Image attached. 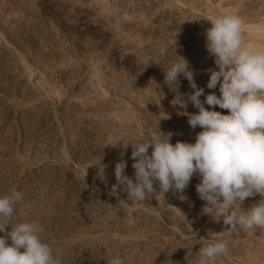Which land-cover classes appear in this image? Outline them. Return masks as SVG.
<instances>
[{"label": "rangeland", "instance_id": "obj_1", "mask_svg": "<svg viewBox=\"0 0 264 264\" xmlns=\"http://www.w3.org/2000/svg\"><path fill=\"white\" fill-rule=\"evenodd\" d=\"M25 1H27V2H25ZM66 1H67V7H69V9H66V10L67 11L69 10V13L66 11L67 14L65 12V13L61 14L62 17H60V15H57L56 12H54L52 10L50 11V9H48L46 7H43L42 4H40V2L38 0H0V19H1L0 20V196L8 194L12 190L20 191L23 194V199L20 201L21 204L16 203L15 206H14V216H13V219H12L11 223L13 225L16 224V223L25 222V221H34V222L39 223L40 222V217L42 215L43 216L45 215L44 217H46V220H48V221L45 220L46 222L44 221V222H40L39 223L42 227H44L43 228L44 231L41 233V238H42L43 241L49 243V245L53 248L54 253L58 254L57 255V259L60 260L61 264H103V257H102L103 254H101L102 252L100 250H98L97 248H94V246L91 247L90 245L86 244L83 240L78 241V243H75L72 246H67L64 242H65V239H66L65 236H67L69 234V229H67L66 227L58 228L61 225L59 223H57L56 219H54V216H55L56 212L54 210H52V209H48L47 211L45 210L44 212L42 211V212H40V213H42L40 215H38V213L35 212V210L37 208H39V207L41 208V207L45 206V203H46L45 200L46 201H49V200H66L68 203H71L70 207L72 208V211L75 212V214H73V215H75L74 219H76L77 221H79V219H80V222L82 220H87V218H89V215H91V213L94 216L99 214L98 217L96 216V219H97V222L99 223L98 227L101 230V232L103 233V232H106V231H110L109 228L111 227L112 228L111 232L114 231V233H115V235L117 237H121V238L129 241V244L125 245L124 246L125 248L123 247L124 252L125 253L126 252L129 253L131 247L135 248V251L137 252V255L142 260H144L147 264H161L162 261L164 263H168V264H183L184 261H186L185 260V256H186V253L189 252V250L193 254V256L190 257L189 259H192V258H194V255L199 251V248H200L201 245H207L208 243H210L211 241L214 240L213 237H215L216 240H218V238L221 237V236H226L227 238L229 237L230 240H233L232 241L233 243L229 242V245H228L229 249H228L227 254H225V255H223L221 257H218L215 260L214 264H226V263L227 264H259V263L260 264H262V263L264 264V254H263L264 253V229L256 228V229L247 230V231L246 230H238L236 232L229 233L228 231H226V227L227 226L223 225L222 220H221V222L217 221L218 218L215 217L213 212H211L212 211L211 209L205 208L206 202L201 200L199 197L193 198L191 200V202H189L188 205L184 206V205H182V204H180L178 202L177 193L174 194L173 191L170 190L167 193H163V192L159 193V196L161 197L160 198V202H158V203L154 202L155 204H153V201L148 199V200H145L146 202H144V204H143V201H138L137 202L135 199H133L131 197H127V194L122 193V192L121 193L118 192V190H117V194H115V195L112 194L111 190H112V186L115 185V182L110 181L107 178H104L103 181L99 179L98 173L95 170L98 165L99 166H101V165L105 166L104 164H107L108 166L107 167L105 166V168H108V167H110L109 169H114L115 168L114 165H112L110 162H108V160H106V154H107V151L109 149H114L116 146L111 143L112 136H110V135L113 134L111 132V130L113 129V127L111 125L112 123L109 122V121L107 122L106 119L103 120L102 117H99L97 115V113L95 112L96 108L94 109V111H92L94 105L95 106H101V104L103 105V103L101 102V98H99L100 95L99 94H95V93L94 94L90 93L91 96L89 97L90 94H87V93L84 92L83 94H85V95H83L82 91H80V92L78 91V93H76L77 90L72 88L73 87L72 85L78 79V78H76V76H78L77 74L81 71V68L84 67V64H89V63L92 62L91 64H95V63L97 64L98 63L97 65L99 67L100 66L101 67L102 66L103 67H107V69H108L107 73H109V74H111V76L112 75L113 76L111 77L108 74L110 77L107 76L106 80L103 79V83L105 84L106 82L108 83L110 81V84H111L112 87L114 86L113 84H115V86H118L117 88L119 89L120 92H118L117 88L115 89V87H113L107 93L110 94L111 92H113L111 90L114 89L116 92L114 91V93H111V94H115L117 96V93H118L119 96H117V97H119L120 101H122L120 103H122V104H126L127 103L128 105L133 104V103H137V104H139V106L140 105H142V106H145V105L151 106L152 105L151 106L152 107L151 110L155 109V110H153L154 112H158V111L161 110V113H163L162 115H164L163 116L164 118H166V119L168 118L167 120L175 122L176 126H177V123H178L177 128L180 130V132L184 133L183 130L186 128L185 134L188 135V137L191 140L190 142L189 141L188 142L191 143L192 140L195 142V138L196 137L193 134L196 135L198 132L201 131V129L199 127H197L196 129H192L190 127V125L188 124V117L185 115L186 116V118H185L184 115L178 114V112H180V111L183 112L184 110L182 111V109H179L178 106L174 107L171 104L170 101H172L175 98L176 93H174L170 89L166 90V88H168V86L166 84L163 87L166 91L164 90L163 93H159L160 95H158V93H156L155 88H154V90L152 89V86L151 87L146 86L147 88H143V87L141 88V86L139 87V85H141V84H139V82L141 81V77H140L141 75L140 76H135V74L131 70V68H130L128 63H122L124 66L121 65L123 68L121 66H119L121 69L118 66H115V65H111L109 67L110 64L108 65V63H107L109 61V55H108L109 54V50H108V48L104 49V50H101L102 52L101 51L90 52V54H88L87 57H84V56L82 57L83 54H81L79 52V50H78L76 52V55L77 56L80 55V56H78V57L75 56V58H72V60H69V61H67V60L66 61L65 60L64 61H59L58 60L60 63L57 62V59H55V58H59V56H58L59 52L63 56L67 57V55L71 51L70 49L73 47V45H72V41H73L72 40V36H71L70 32L66 29V27H65V25L63 23L65 20H63V19H66V21L70 20L72 18V16H73L74 12H77V11L81 12L83 14H86L85 13L86 11L84 12V10H87V12H88L89 10H91L89 8H92V9L93 8H99V10H100V8H102L100 10V16L99 17L97 16L98 18L96 17V19H100V18L101 19L102 18L103 19H108V17H110L109 18L110 19L109 22L111 20H113V22H114V23H112V21H111L109 23V25L112 26V28L110 27L111 30H112V34H116V35H113V38L115 40L119 38L118 40L120 42L119 41L118 42L119 43L122 42V44L125 43V44H123V46L124 45L127 46L125 48L126 49L128 48L127 50L129 52H132L133 54H135L137 57L142 59V61H147V62L150 61L152 63V65L155 63L153 66H155L157 69L160 70L162 68L161 70H165L167 67H169V64L171 63V61H173L175 59H178L176 56H173V54L175 55V51H176L177 55L185 57L189 61V67L193 70V72L195 74L194 78H195V82H196L197 86L204 89V95H202L200 97V99H202L201 101L203 102L205 100V97L208 94H210V93H215L217 96H219V94H220L219 89H217V88H219L218 86H217L216 89H209L207 87V83H208V80H209L208 70L212 69V67H215V64L213 65L214 62H212V61H214V59L211 58L209 56L208 52L206 51V48L204 46V40L202 39V36L197 35L194 30L187 31V30L184 29V31H183V28L180 27L181 26L180 22H185L188 26L191 24L190 26L193 27L196 24L202 22V20L200 18H198V17H197V19H195V18L191 19V16H190V14L188 12H187V14H186V12H181V11H179V13H177V14H173V13L169 12V10L171 9V6L170 7L168 6L169 5L168 0H164V1L163 0H156V1L155 0H146V1L145 0H134V1L130 0L128 2V9L131 8V5L134 6L135 4L137 5V4L144 3V4L147 5L146 9H142V8H140L138 6V8L140 10L137 8V10H134V12L130 11L131 9H129V10L127 9L128 13L127 12L126 13L129 15V17H131V15L133 13L134 14L140 13V15L147 14L146 16H144V17L142 16L141 17V20L144 21L143 24L146 27L145 31H144L146 33L144 34L143 31L140 32V33H135V32H131L130 28H128L127 26L125 28V26L122 25L126 29V30H124V28L121 25L120 26L117 25V24H121L119 19H117V18H119V15L117 14L119 11L116 10V9L119 6H116V5L113 6L111 0H108V2H106L107 0L106 1L102 0V2H100L101 0H94V1L93 0H91V1H88V0H85V1L84 0H82V1L81 0H65V2ZM98 1H99V3H98ZM224 1L229 2L231 0H224ZM38 2H39V4H38ZM105 2H106V4H104ZM148 2H150L151 4L148 3ZM153 2H155V3H153ZM242 2L239 3L240 5L239 4L237 5L239 7H237V6L234 7V12L237 13V15H239V13H240L241 16L245 17L244 13L247 14V15H248V13L250 15H253V14L255 15L257 13L256 15L260 16L259 13H261L263 15V17H264V14H263V12H264L263 11L264 10V2L262 4H258V1H256V0H242ZM92 3L94 4V6H93ZM160 3L162 4V7H161ZM166 3H168V4L166 5ZM241 3H242V5H241ZM28 4H30V5L28 6ZM228 5H229V3H228ZM243 5H244V7H246V9L248 8V6H249V8L247 10H245V9H243L244 8ZM83 6H85V9H83L84 8ZM229 6L233 7V4H231ZM87 7H89V8H87ZM110 7L113 9L112 11H111ZM164 7L166 9H164ZM167 7H169L170 9L167 8ZM157 8H158V10H157ZM70 9H71V11H70ZM106 9H110V11L107 10L108 11L107 12ZM118 9L120 10V8H118ZM153 9H155V10H153ZM250 9H252V10H250ZM72 10L74 12H72ZM75 10H77V11H75ZM79 10H81V11H79ZM103 10H105L106 12H104ZM152 10L153 11H157V13H161L160 14L161 15L160 19H158L157 22H154L153 20L148 18V14L152 13ZM238 10H239V12H238ZM259 10L262 11V12H260ZM250 11H251V13L252 12H255V13L251 14ZM16 14H19L18 18H17ZM116 14H117V16H116ZM164 14H165V16H164ZM262 15L260 17H262ZM162 16H164V17L162 18ZM9 17H12V19L9 20ZM176 18H178V20L180 18L181 21L179 20L180 21L179 23H175L176 22V20H175ZM3 20L5 21V23H4ZM15 20H16V22H15ZM28 20H29L30 23L28 22ZM184 20H186V21H184ZM32 22H34V23H32ZM116 22H118V23H116ZM148 22H149V25H148ZM195 22H196V24H195ZM28 23H29V25H28ZM5 24L8 25L10 28L12 27L11 28L12 29L11 33H9L7 31V29L4 27ZM47 24H48V27H47ZM146 24H147V26H146ZM177 24H179V25H177ZM193 24H195V25H193ZM14 25H15V27H14ZM177 27H178V29H177ZM35 28H36V30H35ZM121 28H122V30H121ZM176 30H177V32H176ZM147 31L149 33H152V34H149ZM163 32L166 35H164ZM179 32L181 34L182 33L183 34L181 35ZM131 33H132V35H131ZM133 33H134V35H133ZM156 34H157V36H156ZM151 35H152V37H154L153 38L154 40L150 37ZM155 36H156V38H155ZM158 37H160V40L158 39ZM163 38L166 41H164ZM193 39H195L197 42L195 40H193ZM92 41H94V40H92ZM152 41H154V42H152ZM44 42H46V43H44ZM173 42H175V43H173ZM189 42H191V43H189ZM194 45H195V47H194ZM53 46H54V52H53V48H52ZM133 46H134V48H132ZM198 46L200 47V50H199ZM203 46H204V48H203ZM143 47H146V48H143ZM136 48H138L139 50L136 49ZM155 48L157 50H155ZM49 49L52 50V51H50ZM149 49L150 50L152 49V50L150 51ZM194 49H195V52H194ZM197 49H198V51H197ZM137 50H138L139 53L136 52ZM148 50H149V52H148ZM43 51H44V53H42ZM134 51H135V53H134ZM141 51H144L146 53L141 52ZM203 51H205V52H203ZM56 52H58V53H56ZM96 52L99 53V54L97 55ZM147 52H148V54H147ZM172 52H173V54H172ZM200 52L202 54L203 53H205V54L202 55V54H200ZM143 53L146 54L147 56L143 55ZM193 53H195L196 56ZM55 54L57 55V57H56ZM94 54H95V56H94ZM139 54H140V56H139ZM92 56H93V59L95 58L98 61L92 60V58H91ZM99 56H102V57H99ZM203 56L205 58V62L201 63L199 59L202 58ZM156 57H157V59H156ZM196 57H197V60H195ZM143 58H144V60H143ZM193 58H194V60H193ZM160 59H161V61H160ZM157 60H159L160 62L157 61ZM99 62H101V63H99ZM157 62H158V64H157ZM198 62H200L203 65H201ZM38 63H40V64H38ZM103 63L105 64V66H104ZM44 64H45V66H44ZM205 64L207 66L210 65L209 68H207V66L204 67ZM201 66H203V67H201ZM115 67H118L119 69H117ZM198 68H200V69H198ZM122 69L124 71H122ZM117 70H119V71H117ZM68 71H69V73H68ZM116 72H117V76H116ZM120 74H121V80L119 78ZM13 75L16 77V79H15V77ZM127 75L130 76V77H127ZM17 78H21L22 81H24L25 87L22 90L23 92L19 90ZM71 78L72 79L74 78L76 80L74 81ZM109 78H111V79H109ZM117 78H119V79H117ZM132 78H134V79L132 80ZM155 79H156V77L152 78V80L155 81L154 84L156 85V83H157V85H158V83L160 82V79L157 78L156 79L157 81ZM71 81H73L74 83L71 82ZM121 81H122V83H121ZM163 81H164V79H163ZM163 81H162V83H164ZM68 82H69V84H68ZM135 82H136V84H135ZM141 83H142V81H141ZM116 84H118V85H116ZM119 87H122V88H119ZM16 88H18V89H16ZM149 88H151V89H149ZM143 90H145V91H143ZM140 91H143V92H140ZM147 91H148L149 94L150 93L153 94L152 98H150L148 96L149 94L147 93ZM33 92L35 94H32ZM127 92L130 95L127 94ZM171 92H172V94H170ZM178 92L181 93V94H189V93L192 92V89H191V87L189 85L188 80L186 78H184L183 76L180 77V85H179V88H178ZM19 93H20V95H19ZM79 94L81 96H78ZM92 95H94V96H92ZM25 96H26V98H25ZM155 96H156V99H155ZM37 97L40 100H38ZM85 97H86V99L87 98L91 99L92 103L94 105H92L90 101L87 103L85 101L86 100ZM29 98H30V100H29ZM31 98H33V99H31ZM78 98H80L81 101ZM133 98H134V100H133ZM136 98H138V99H136ZM170 98H172V100ZM95 99H96V101H98L99 103L101 102V103L99 104L98 102L95 101ZM127 99H129V100L131 99L132 103H130L131 101L128 102ZM23 100H25V101H23ZM28 100L30 102L33 100V103L32 102L28 103L29 102ZM34 100L36 101V103L34 102ZM144 100L146 102H144ZM39 101H41V103ZM124 101H127V102L124 103ZM94 102L98 103V104H95ZM75 103H77V105ZM30 104H32V105H30ZM78 104L80 106H78ZM89 104L91 106H93V107H91ZM155 104H157V105H155ZM87 105H88V107L89 106L91 107L90 108L91 110H89L88 112L86 111L87 108L85 109V107ZM153 105H154V107H153ZM191 105H192L191 103L188 104L187 112L188 111L189 112L193 111L194 113H196L198 110L196 108L192 107ZM83 106H84L85 110L83 109ZM204 106H205V108H207L209 110H215V111H219V112L221 110H223V111H221V113L222 114L223 113L227 114L226 110L220 109L218 106L212 107V106L207 105L206 103H205ZM77 107H79V108H77ZM81 107H82L83 110L81 109ZM72 109H75V111L72 110ZM78 109H80V110H78ZM167 109H168V111H167ZM76 111H77L78 115L75 113ZM83 111L86 112L87 114L84 113ZM88 113H90V114L88 115ZM94 113H96V114L94 115ZM69 114H71V115L69 116ZM79 115H80V117H79ZM85 116L87 118H85ZM94 116H96V117L92 118ZM135 116H137V119L139 120V122H143L144 119L146 118L145 114L142 113V112H139V111L135 112ZM169 116L172 118V120H171V118ZM172 116L174 117V120H173ZM176 116H177V118H176ZM178 117H181V118H178ZM63 118H64V121H63ZM89 118L90 119L91 118L95 119L97 124L99 123L102 126L100 125V128H98L99 124L97 125L92 119L90 120ZM85 121H86V123H85ZM79 122H81V124ZM87 122H89V124ZM68 123L71 124L70 125L71 127H69ZM95 126H97V130L95 129ZM72 127L74 128V130H73ZM108 127H109V129H108ZM181 127L184 128V129L181 130ZM82 128H84V129H82ZM68 129L71 130V131H69ZM85 129H86V131H85ZM160 129L157 130L158 131V135H159ZM75 130H76V132H74ZM91 130H92V133H91ZM133 130H131L133 132L128 131V132L125 133L123 138H124V140H125L124 142L126 144H127V142L129 143L131 141L135 142L136 140L140 139L141 137L145 138V136H143V133L141 131L139 132L137 129H133ZM93 131H95V133H93ZM168 131L171 132V133L174 132V130L169 128V127L166 128L165 130L161 129L162 133H169ZM89 132L93 136L89 135L90 134ZM105 132H107V135H105L106 134ZM45 133H46V135H45ZM86 133H87V135H86ZM133 133L135 135H133ZM70 135H72V136L70 137ZM88 135H89V137H88ZM137 135L140 136V137H138ZM192 135L195 138L192 137ZM75 136L77 137V139H76ZM94 136H96V137H94ZM91 137H93V138H91ZM47 138H49V139H47ZM86 138H89V139H86ZM191 138H193V139H191ZM44 140H46V142ZM49 140H50V143H49ZM53 140H54V142H53ZM96 140H98V141H96ZM40 142H41V144H40ZM97 142H98V144H97ZM183 142H187V141H183ZM194 142H192V143H194ZM71 143L75 144L76 146H74ZM77 143H78V145H77ZM92 143L94 145L91 146ZM106 143H107V145H106ZM37 145L39 147H37ZM49 146H50V148H49ZM59 146H61V147H59ZM73 146H74V148H73ZM81 147H84V148H82V150H81L80 149ZM90 147H92L93 150ZM76 148L78 150H76ZM129 148H131V147L129 146ZM22 149H23V151H22ZM40 149H42L43 152H39ZM49 149H51V150H49ZM52 149H53V152H52ZM79 149H80V151H79ZM131 150H132V148H131ZM50 152H52V153H50ZM76 152L79 153V154H76ZM81 152H82V154H81ZM83 152L86 153V154H84ZM149 152H151V148L149 149ZM41 153H42V155H41ZM66 156H67V158H66ZM85 156H86V159H85ZM80 159H82L84 161L88 160L86 162V164L84 165L85 167L83 166V164L80 163V161H81ZM77 162H79V163H77ZM132 164L133 163H131V165L129 166V170L130 171L129 170L128 171L132 172L134 174V172H133L134 169L132 167ZM41 165H42V167H41ZM55 165H57V166H55ZM51 168H52V170H51ZM71 170H72V172H71ZM59 171L65 177L62 176ZM114 171H115V169H114ZM45 173H47L46 176H45ZM71 176H73V177H71ZM74 178H76V179H80L81 178L80 180H82L86 185L89 184L88 186L92 187V189L94 191L95 190L97 191V192L95 191L96 194H91V196L88 197L89 199H87L86 196H84V195H82L80 193V191H77L74 188L72 189V187H70V181L72 179H74ZM198 179H199L198 176L194 175L192 177V179H191L192 181H190L191 184L189 183L188 187L185 189V192L188 191L189 187L192 186L191 188H193V183H194V185H197L199 183ZM193 180L196 182V184H195V182H193ZM88 182H92V184L88 183ZM95 182L96 183L98 182V183L96 184ZM33 183H36V186ZM107 183H109V184H107ZM61 184H62V187H61ZM56 186H60V187H56ZM105 186H106V189H105ZM93 187H95V188H93ZM97 187H98V189H97ZM48 188L50 189V191L48 190ZM54 188L55 189L57 188V189L55 190ZM193 189L196 190V186H194ZM73 191H74V193H73ZM53 192H54V194H52V196L53 195L54 196L52 197L51 195H49V193L51 194ZM158 192H159V188H158ZM67 193H68L69 196L67 195ZM43 194H44V196H43ZM75 197H77V198H75ZM123 197H125V198H123ZM126 198H128V199H126ZM260 199H262V197L259 194L255 195L253 197L246 198V201H244V204H243V208L245 210H247L252 204L258 202ZM27 200H29L30 203ZM96 201H97V203H96ZM99 202H101V203H99ZM131 203H132V205H131ZM202 204H203V206H202ZM167 205L175 207L177 209V212H178L180 217L183 215L181 217V222L180 221H175V220H174V222L172 220H167L166 217L164 215H162L161 212H162L163 208H161V207H164V206H167ZM76 206L79 207V208H77ZM110 206H112V207H110ZM186 207H187V209H185ZM91 209H92V211H91ZM194 209H195V211H194ZM17 212H18V214H17ZM20 212H21V214H19ZM101 212L103 213V215H102ZM104 214H106V215H104ZM119 214H123V216L119 215ZM35 215H37V216H35ZM134 215L137 216V217L134 218ZM211 215H212V218L210 217ZM213 215H214V217H213ZM120 216L122 218H120ZM19 217H20V219L22 218L21 219L22 221L19 219ZM25 217H26V219H25ZM77 217H78V219H77ZM104 217H105V219H104ZM127 218H128V220H127ZM129 218L131 220H129ZM139 218H141V219H139ZM206 218L208 220L210 219V222ZM214 218H215L214 222L216 224H213L214 223L213 222ZM51 219H53V220H51ZM142 219L144 221H142ZM99 220L102 223L99 222ZM116 220H118V221L116 222ZM153 220H154V222H153ZM52 221H54V222H52ZM114 221H115V223H113ZM162 222L164 224H162ZM199 223H200V225H199ZM43 224L44 225L47 224V225L44 226ZM120 224H122L124 226V230H126V233L124 232L125 234L121 233V232H119L117 230V226L120 225ZM136 224H138V225H136ZM140 224H141V226H140ZM212 224H213V226H211ZM114 225H116V226H114ZM214 225H216V226H214ZM206 226H207V228H205ZM113 227H115V228H113ZM138 228H140V229H138ZM211 228H213L214 230L213 229L211 230ZM217 228H219V229H217ZM148 229L151 230V231H149ZM8 230L9 231L11 230V226L10 225L8 226ZM46 232H48L49 234L46 233ZM132 232L134 234L136 233V235H134ZM238 232H239V234H238ZM240 232L242 233L243 236L241 235ZM256 232H257V234H256ZM148 233H149V235H148ZM172 234H174L176 236V238H172ZM2 235H4V233H0V236H2ZM120 235H123V236H120ZM129 235H131V236L129 237ZM150 235H152V236H150ZM210 235L213 236V237H211ZM163 237L165 239H167V238L171 239L172 238V242H171L172 244L166 246V251L167 252H166V255L164 254L166 257L164 256L165 259L163 258V260H162V258H161L163 256L162 254L161 255L157 254L155 256L152 255V253H153L152 252V248L155 245L157 246L162 240H165ZM57 238H59V239H57ZM239 238L240 239H244V243H243V247L242 248H236V244H235L236 241L235 240H237V239L239 240ZM259 239H261V240H259ZM185 240H186L187 243H185ZM247 240H249V241H247ZM257 242H258V244H257ZM155 243H157V244H155ZM232 246H234L235 248L232 247ZM60 247L62 249L59 250ZM231 247H232V249L230 250ZM149 248H150V250H149ZM73 249H74V251H73ZM77 249H79V250H77ZM139 249H141V250H139ZM233 249H234V251H233ZM90 250H91V252H90ZM241 250H243L244 252L241 251ZM171 251H173V252H171ZM248 251H250L249 255H247V253H246ZM256 251H257V253H256ZM97 252H98V254H97ZM232 252H234V253H232ZM253 252H255V253H253ZM71 253H73V254H71ZM106 253H107V255H106ZM106 253H105V255L108 256V259L110 257H112L111 255H114V253L111 252L110 250L106 251ZM120 253H122V251L121 252H117L116 255H119ZM169 253L170 254L172 253L171 254V258L173 257L172 259L170 258V254ZM67 254H70V255L67 256ZM143 254H145V255H143ZM180 254H181V256H183V258L180 256ZM100 255H102V256H100ZM252 256H255V257H252ZM72 258H73V260H72ZM180 258H182V261L180 260ZM197 258L194 259L195 261L194 260L189 261V264H199V258L198 259ZM100 259H101V261H100ZM99 262H101V263H99ZM185 263L188 264V262H185Z\"/></svg>", "mask_w": 264, "mask_h": 264}, {"label": "clouds", "instance_id": "obj_2", "mask_svg": "<svg viewBox=\"0 0 264 264\" xmlns=\"http://www.w3.org/2000/svg\"><path fill=\"white\" fill-rule=\"evenodd\" d=\"M210 21L205 47L216 67L208 70L207 87L218 86L220 95L210 93L202 102L204 89L197 86L189 61L176 51L178 59L163 70L164 83L176 93L171 104L184 110L178 114L188 117L192 129H201L195 142L173 144V133L159 131V135L149 134L123 144L132 148L134 179L125 175L127 164L121 159L115 165L112 194L119 189L127 197L145 201L157 195L154 186L158 185L159 193L171 190L181 194L179 199L187 200L183 192L196 175L199 198L217 221L227 226L226 231L264 229V45L245 38L244 20L239 16L221 15ZM181 76L188 80L191 93L178 92ZM189 103L198 110L196 113L187 112ZM205 103L227 110V114L209 110ZM257 194L262 199L245 210L246 198ZM22 199L23 194L16 190L0 196V233H4L0 236V264H61L58 254L42 240L44 229L39 223H11L14 206ZM228 245L229 240H213L201 245L192 259L189 250L185 260L189 264L198 257L199 264H214L227 254ZM106 264L124 261L113 255Z\"/></svg>", "mask_w": 264, "mask_h": 264}, {"label": "bare ground", "instance_id": "obj_3", "mask_svg": "<svg viewBox=\"0 0 264 264\" xmlns=\"http://www.w3.org/2000/svg\"><path fill=\"white\" fill-rule=\"evenodd\" d=\"M39 2H40V4H42V6L43 7H46V8H48V9H50V11L52 10V11H54V12H56L57 13V15H60V17H62L61 16V14H63V13H65L67 10L66 9H69V7H67V1L65 2V0H38ZM82 1V0H81ZM80 1V2H81ZM85 1V0H84ZM88 1H91V0H88ZM94 1V0H93ZM106 1V0H105ZM112 1V4H113V6L114 5H116V6H119V7H117V9L116 10H118L119 12L117 13L118 15H119V18H117V19H119V21H120V23L121 24H117V25H124L125 26V28H126V26L128 27V28H130V31L131 32H135V33H140V32H144L145 31V25L143 24L144 23V21H142L141 20V17L143 16H146L147 14H144V15H140V13H137V14H132L131 15V17H129V15L127 14L128 12H127V9H128V2L130 1V0H111ZM134 1V0H133ZM146 1V0H145ZM156 1V0H155ZM164 1V0H163ZM256 1H258V4H262L263 2H264V0H256ZM7 2V1H6ZM25 2H27V1H25ZM39 2H38V4H39ZM70 2V1H69ZM78 2V1H77ZM100 2H102V0L100 1ZM106 2H108V0L106 1ZM106 2L104 3V4H106ZM161 2V1H160ZM240 2H242V0H231V1H229V2H226V1H224V0H168V3H169V7L171 6V9L169 8V7H167V8H169L170 10H169V12H171V13H173V14H177V13H179V11H181V12H186V14H187V12L190 14V16H191V19H197V17L198 18H200L201 20H202V22H200V23H198V24H196V22H195V24H193V25H195V26H188L185 22H180L181 20H180V18H179V20H178V18H176L175 20H176V22L175 23H179L180 22V27L181 28H183V31H184V29L185 30H187V31H192V30H194L195 32H196V34L197 35H200V36H202V39L204 40V46H205V44H206V37H205V33H206V30L207 29H209L210 27H211V21L210 20H212V19H214V18H217V17H219V16H221V15H228V14H230V15H236V16H239V17H241L243 20H244V25H243V31H244V34H245V38L247 39V40H253V41H255V42H257L258 44H260V45H264V17H263V15L261 14V13H259L260 14V16L262 15V17H260V16H258V15H250L249 13H248V15L247 14H245L244 13V15H245V17H243V16H241L240 15V13H239V15H237V13H235L234 12V7L235 6H237ZM98 3H99V1H98ZM148 3H150V2H148ZM153 3H155V2H153ZM168 3H166V5L168 4ZM228 3H229V5H231V4H233V7H231V6H229L228 5ZM231 3V4H230ZM243 3V2H242ZM242 3H241V5H242ZM70 4V3H69ZM68 4V5H69ZM93 4V3H92ZM151 4V3H150ZM161 4V3H160ZM159 4V5H160ZM247 4V3H246ZM14 5V4H13ZM30 4H28V6H29ZM71 5V4H70ZM74 5V4H73ZM100 5V4H99ZM136 5V4H135ZM133 6V5H131V8H129V9H131L130 11H133L134 12V10H137V8H138V6L140 7V8H142V9H146L147 8V5L146 4H144V3H141V4H137L136 6ZM158 5V6H159ZM240 5V4H239ZM27 6V7H28ZM34 6V5H33ZM78 6V5H77ZM86 6V5H85ZM85 6H83L84 8L83 9H85ZM93 6H94V4H93ZM97 6V5H96ZM102 6V5H101ZM104 6V5H103ZM256 6V5H255ZM263 6V5H262ZM72 7V6H71ZM81 7V6H80ZM98 7V6H97ZM100 7V6H99ZM105 7V6H104ZM109 7V6H108ZM161 7H162V4H161ZM237 7H239V6H237ZM243 7H244V5H243ZM252 7V6H251ZM17 8V7H16ZM87 8H89V7H87ZM111 8V7H110ZM118 8H120V10L118 9ZM248 8H249V6H248ZM247 8V9H248ZM253 8V7H252ZM73 9V8H72ZM76 9V8H75ZM79 9V8H78ZM81 9V8H80ZM89 9H91V10H89L88 12H87V10H84V12L86 13V14H83V13H81V12H78L77 10H75V11H77V12H74L73 10H72V12H74V14H73V16H72V18L70 19V20H67L66 21V19H63V20H65L63 23H64V25H65V27H66V29L70 32V34H71V36H72V45H73V47L70 49L71 51H70V53L67 55V57H65V56H63L62 54H60V52L58 53V52H56V53H58V56H59V58H55V59H57V62H59V61H69V60H72V58H75V56H77L76 55V52L79 50V52L81 53V54H83L82 55V57L84 56V57H87V55L88 54H90V52H93V51H101V50H104V49H107L108 48V50H109V61L107 62L108 63V65H109V67L111 66V65H115V66H121V65H123L122 63H128L129 64V66H130V68H131V70L133 71V73L135 74V76H140L141 77V81H142V83H141V81L139 82V84H141V85H139V87L141 86V88L143 87V88H147L146 86H148V87H151L152 86V89L154 90V88H155V90H156V93H158V95H160L159 93H163L164 92V85H165V83H162V81H163V79H164V73H163V70H159V69H157L155 66H153L152 65V63L149 61V62H147V61H142V59H140L139 57H137L135 54H133L132 52H129L125 47H127V46H123V44H125V43H123L122 44V42L121 43H119L120 41L118 40V39H114L113 38V35H116V34H112V30H111V28H112V26H110L109 25V23L112 21V23H114L113 22V20H111L110 22H109V18L110 17H108V19H96V17L98 16H100V10L102 9V8H100V10H99V8H89ZM128 9V10H129ZM139 9V8H138ZM141 9V10H142ZM164 9H166L165 7H164ZM239 9V8H238ZM241 9V8H240ZM243 9H245V10H247L246 9V7H244ZM263 9V8H262ZM107 10H109L110 11V9H106V11ZM113 9L111 8V11H112ZM115 10V11H116ZM140 10V9H139ZM153 10H155V9H153ZM152 10V13H149L148 14V18H150L151 20H153L154 22H157V20L158 19H160V14L161 13H157V11H153ZM157 10H158V8H157ZM250 10H252V9H250ZM8 11V10H7ZM11 11V10H10ZM28 11V10H27ZM70 11H71V9H70ZM79 11H81V10H79ZM104 12H106L105 10H103ZM149 11V10H148ZM243 11V10H242ZM256 11V10H255ZM260 11V10H259ZM264 11V10H263ZM6 12V11H5ZM68 13H69V10L67 11ZM67 12H66V14H67ZM103 12V13H104ZM108 12V11H107ZM127 12V13H126ZM143 12V11H142ZM180 12V13H181ZM238 12H239V10H238ZM241 12V11H240ZM249 12V11H248ZM260 12H262V11H260ZM10 13V12H9ZM114 13V12H113ZM250 13H251V11H250ZM252 13H255V12H252ZM251 13V14H252ZM29 14V13H28ZM31 14V13H30ZM36 14V13H35ZM72 14V13H71ZM112 14V13H111ZM117 14H116V16H117ZM130 14V13H129ZM242 14V13H241ZM263 14H264V12H263ZM11 15V14H10ZM17 15V14H16ZM114 15V14H113ZM25 16V15H24ZM110 16V15H109ZM112 16V15H111ZM164 16H165V14H164ZM164 16H162V18L164 17ZM179 16V15H178ZM186 16V15H185ZM247 16V17H246ZM27 17V16H26ZM69 17V16H68ZM97 17V18H98ZM115 17V16H114ZM168 17V16H167ZM14 18V17H13ZM182 18V17H181ZM185 18V17H184ZM189 18V17H188ZM23 19V18H22ZM149 19V20H150ZM187 19V18H186ZM1 20V19H0ZM14 20V19H13ZM62 20V21H63ZM174 20V19H173ZM172 20V21H173ZM4 21V20H3ZM22 21V20H21ZM115 21V20H114ZM118 21V22H119ZM184 21H186V20H184ZM188 21V20H187ZM195 21V20H194ZM15 22H16V20H15ZM28 22H29V20H28ZM42 22V21H41ZM118 22H116V23H118ZM165 22V21H164ZM3 23V22H2ZM4 23H5V21H4ZM3 23V24H4ZM30 23V22H29ZM29 23H28V25H29ZM32 23H34V22H32ZM47 23V22H46ZM173 23V22H172ZM189 23V22H188ZM192 23V22H191ZM159 24V23H158ZM11 25V24H10ZM31 25V24H30ZM114 25V24H113ZM148 25H149V22H148ZM169 25V24H168ZM177 25H179V24H177ZM118 26V27H119ZM146 26H147V24H146ZM6 29H7V31L9 32V33H11V31H12V27L10 28L8 25H6L5 24V26H4ZM14 27H15V25H14ZM31 27V26H30ZM36 27V26H35ZM46 27V26H45ZM47 27H48V24H47ZM111 27V28H110ZM123 27V26H122ZM150 27V26H149ZM124 28V27H123ZM124 28V30H126ZM155 28V27H154ZM153 28V29H154ZM174 28V27H173ZM33 29V28H32ZM149 29V28H148ZM156 29V28H155ZM169 29V28H168ZM177 29H178V27H177ZM35 30H36V28H35ZM121 30H122V28H121ZM129 30V29H128ZM180 30V29H179ZM178 30V31H179ZM48 31V30H47ZM54 31V30H53ZM157 31V30H156ZM182 31V32H183ZM23 32V31H22ZM126 32V31H125ZM148 32V31H147ZM152 32V31H151ZM176 32H177V30H176ZM186 32V31H185ZM35 33V32H34ZM124 33V32H123ZM146 32H144V34H145ZM149 33V32H148ZM158 33V32H157ZM180 33V32H179ZM121 34V33H120ZM149 34H152V33H149ZM163 34L164 35H166L164 32H163ZM173 34V33H172ZM178 34V33H177ZM181 34V33H180ZM183 34V33H182ZM181 34V35H182ZM18 35V34H17ZM29 35V34H28ZM131 35H132V33H131ZM133 35H134V33H133ZM141 35V34H140ZM159 35V34H158ZM179 35V34H178ZM62 36V35H61ZM137 36V35H136ZM142 36V35H141ZM156 36H157V34H156ZM156 36H155V38H156ZM160 36V35H159ZM189 36V35H188ZM192 36V35H191ZM20 37V36H19ZM24 37V36H23ZM58 37V36H57ZM143 37V36H142ZM145 37V36H144ZM152 39L154 38V37H152V35L150 36ZM179 37V36H178ZM181 37V36H180ZM195 37V36H194ZM38 38V37H37ZM191 38V37H190ZM19 39V38H18ZM71 39V38H70ZM158 39L160 40V37H158ZM164 39V38H163ZM188 39V38H187ZM199 39V38H198ZM92 40H94V41H92ZM124 40V39H123ZM145 40V39H144ZM154 40V39H153ZM158 40V41H159ZM175 40V39H174ZM193 40H195V39H193ZM40 41V40H39ZM51 41V40H50ZM60 41V40H59ZM119 41V42H118ZM164 41H166L165 39H164ZM163 41V42H164ZM188 41V40H187ZM196 41V40H195ZM201 41V40H200ZM19 42V41H18ZM22 42V41H21ZM53 42V41H52ZM55 42V41H54ZM133 42V41H132ZM139 42V41H138ZM152 42H154V41H152ZM197 42V41H196ZM29 43V42H28ZM44 43H46V42H44ZM135 43V42H134ZM165 43V42H164ZM173 43H175V42H173ZM189 43H191V42H189ZM43 44V43H42ZM68 44V43H67ZM122 44V45H121ZM168 44V43H167ZM199 44V43H198ZM202 44V43H201ZM127 45V44H126ZM170 45V44H169ZM186 45V44H185ZM18 46V45H17ZM29 46V45H28ZM57 46V45H56ZM131 46V45H130ZM174 46V45H173ZM204 46H203V48H204ZM19 47V46H18ZM23 47V46H22ZM38 47V46H37ZM40 47V46H39ZM149 47V46H148ZM171 47V46H170ZM192 47V46H191ZM194 47H195V45H194ZM197 47V46H196ZM29 48V47H28ZM51 48V47H50ZM53 48V52H54V46L52 47ZM57 48V47H56ZM68 48V47H67ZM132 48H134V46L132 47ZM143 48H146V47H143ZM174 48V47H173ZM198 48H199V50H200V47L198 46ZM206 48V47H205ZM131 49V48H130ZM136 49H138V48H136ZM50 50V49H49ZM60 50V49H59ZM139 50V49H138ZM138 50L136 51V52H138ZM150 50V49H149ZM149 50H148V52H149ZM152 50V49H151ZM150 50V51H151ZM155 50H157L156 48H155ZM172 50V49H171ZM46 51V50H45ZM48 51V50H47ZM50 51H52V50H50ZM58 51V50H57ZM107 51V50H106ZM147 51V50H146ZM190 51V50H189ZM197 51H198V49H197ZM196 51V52H197ZM206 51H207V49H206ZM49 52V51H48ZM78 52V53H79ZM96 52V53H97ZM102 52V51H101ZM100 52V53H101ZM141 52H144V51H141ZM148 52H147V54H148ZM166 52V51H165ZM174 52V51H173ZM173 52H172V54H173ZM194 52H195V49H194ZM203 52H205V51H203ZM42 53H44V51L42 52ZM47 53V52H46ZM77 53V54H78ZM104 53V52H103ZM134 53H135V51H134ZM139 53V52H138ZM144 53H146V52H144ZM143 53V55H145V56H147L146 54H144ZM3 54V53H2ZM17 54V53H16ZM30 54V53H29ZM60 54V55H59ZM99 53H97V55H98ZM107 54V53H106ZM169 54V53H168ZM193 54H195V53H193ZM200 54H202L201 52H200ZM205 53H203L202 55H204ZM46 55V54H45ZM56 55V54H55ZM152 55V54H151ZM78 56H80V55H78ZM77 56V57H78ZM94 56H95V54H94ZM139 56H140V54H139ZM161 56V55H160ZM170 56V55H169ZM173 56H176V55H174L173 54ZM195 56H196V54H195ZM198 56V55H197ZM49 57V56H48ZM56 57H57V55H56ZM98 57V56H97ZM99 57H102V56H99ZM142 57V56H141ZM154 57V56H153ZM206 57V56H205ZM81 58V57H80ZM92 58V60H95V61H98V60H96L95 58L93 59V56L91 57ZM104 58V57H103ZM102 58V59H103ZM145 58V57H144ZM144 58H143V60H144ZM151 58V57H150ZM160 58V57H159ZM176 58V57H175ZM199 58V57H198ZM212 58V57H211ZM12 59V58H11ZM98 59V58H97ZM100 59V58H99ZM156 59H157V57H156ZM155 59V60H156ZM173 59V58H172ZM10 60V59H9ZM32 60V59H31ZM59 60V61H58ZM154 60V61H155ZM193 60H194V58H193ZM195 60H197V57H196V59ZM200 60V62L201 63H204L205 62V58H204V56L202 57V58H200L199 59ZM198 60V61H199ZM212 60V59H211ZM103 61V60H102ZM152 61V60H151ZM153 61V62H154ZM157 61H159V60H157ZM160 61H161V59H160ZM159 61V62H160ZM5 62V61H4ZM15 62V61H14ZM40 62V61H39ZM43 62V61H42ZM41 62V63H42ZM169 62V61H168ZM200 62H198V63H200ZM207 62V61H206ZM210 62V61H209ZM208 62V63H209ZM212 62H214V61H212ZM45 63V62H44ZM51 63V62H50ZM60 63V62H59ZM64 63V62H63ZM92 63V62H91ZM91 63H89V64H84V67H82L81 68V71L77 74L78 76H76V78H78L77 80L76 79H72V80H76L75 81V83L73 82V81H71V82H73L74 84L71 86L72 88H74V89H76L77 91H76V93H78V91L80 92V91H82V94L85 92V93H87V94H99L100 95V97L99 98H101V102L103 103V105L101 104V106H95L93 103H92V100L91 99H89V98H87L86 99V97H85V101L88 103L89 101L91 102V104L92 105H94V107L93 106H91L90 104V106L91 107H93V109H92V111H94V109H95V112L97 113V115L99 116V117H102V119L104 120V119H106L107 120V122L109 121V122H111L112 124V127H113V129L111 130V132L113 133L112 135H110V136H112V139H111V143L113 144V145H115L116 147L114 148V149H109L108 151H107V154H106V160H108V162H110L112 165H116V163L117 162H119L121 159H123L124 161H126V164H127V166H126V168H125V175H127V176H129V177H132L133 179H134V174L132 173V172H129L130 170H129V166L131 165V163H133V160H132V158H131V152H132V150H131V148H129V146L127 147V148H124L123 147V144H126L124 141V135H125V133L126 132H128V131H131V130H133V129H137L139 132L141 131L142 133H143V136H145V138L147 137V135H149V134H155V135H158V129H163V130H165L166 128H171V129H173L174 130V134L172 135V137H171V142L173 143V144H175L177 141H191L190 140V138L188 137V135H186L185 134V131H186V128L184 129V128H182L181 127V130L182 129H184L183 131H184V133H182V132H180V130L177 128V126H178V123H177V126H176V124H175V122H173V121H169V120H167L166 118H164L163 116L164 115H162L163 113H161V110L160 111H158V112H154L153 110H155V109H153V110H151V106H149V105H145V106H142V105H140L139 106V104H137V103H133V104H130V105H128L127 103L126 104H122V103H120V102H122V101H120V98L119 97H117V96H119L118 95V93H117V96L115 95V94H111V93H114V89L113 90H111V91H113V92H109L110 94H108L107 92L111 89V88H113V87H115V89L118 87V86H115V84H113L114 86L112 87L111 86V84H110V81L107 83L106 81V83L104 84L103 83V79H107V76L108 77H110L111 76V74H109V73H107V67H99L96 63L95 64H91ZM99 63H101V62H99ZM195 63V62H194ZM200 63V64H201ZM207 63V64H208ZM8 64V63H7ZM38 64H40V63H38ZM104 64V63H103ZM157 64H158V62H157ZM210 64V63H209ZM48 65V64H47ZM201 65H203V64H201ZM211 65V64H210ZM209 65V66H210ZM213 65H214V63H213ZM37 66V65H36ZM44 66H45V64H44ZM78 66V65H77ZM104 66H105V64H104ZM124 66V65H123ZM163 66V65H162ZM169 66H170V64H169ZM205 66H207L206 64L204 65V67ZM209 66H207V68H209ZM212 66V65H211ZM11 67V66H10ZM108 67V68H109ZM118 67H115V68H117V69H119ZM122 67V66H121ZM199 67V66H198ZM201 67H203V66H201ZM200 67V68H201ZM216 67V66H215ZM215 67H212V68H215ZM49 68V67H48ZM123 68V67H122ZM200 68H198V69H200ZM18 69V68H17ZM22 69V68H21ZM73 69V68H72ZM121 69V68H120ZM196 69V68H195ZM80 70V69H79ZM113 71V70H112ZM117 71H119V70H117ZM122 71H124L123 69H122ZM202 71V70H201ZM204 71V70H203ZM48 72V71H47ZM78 72V71H77ZM11 73V72H10ZM21 73V72H20ZM67 73V72H66ZM68 73H69V71H68ZM76 73V72H75ZM122 73V72H121ZM209 73V72H208ZM12 74V73H11ZM110 76H109V75ZM14 76V75H13ZM12 76V77H13ZM74 76V75H73ZM113 76V75H112ZM111 76V77H112ZM116 76H117V72H116ZM11 77V78H12ZM15 77V76H14ZM64 77V76H63ZM72 77V76H71ZM75 77V76H74ZM125 77V76H124ZM127 77H130V76H128L127 75ZM153 77H156V79L158 78V79H160V82L158 83V87L156 86L157 85V83H156V85L154 84V82L155 81H153L152 80V78ZM204 77V76H203ZM9 78V77H8ZM120 80H121V74H120ZM119 78H117V79H119ZM15 79H16V77H15ZM109 79H111V78H109ZM126 79V78H125ZM134 78H132V80H133ZM139 79V78H138ZM155 79V80H156ZM205 79V78H204ZM124 80V79H123ZM128 80V79H127ZM185 80V79H184ZM16 81V80H15ZM108 81V80H107ZM117 81V80H116ZM119 81V80H118ZM136 81V80H135ZM157 81V80H156ZM17 82H18V87H19V90L20 91H22L23 89H24V87H25V85H24V81H22V79L21 78H17ZM138 82V81H137ZM164 82V81H163ZM187 82V81H186ZM205 82V81H204ZM41 83V82H40ZM113 83V82H112ZM121 83H122V81H121ZM133 83V82H132ZM161 83V84H160ZM68 84H69V82H68ZM104 84V85H103ZM126 84V83H125ZM135 84H136V82H135ZM134 84V85H135ZM138 84V83H137ZM116 85H118V84H116ZM62 86V85H61ZM133 86V85H132ZM37 88V87H36ZM71 88V89H72ZM119 88H122V87H119ZM4 89V88H3ZM13 89V88H12ZM16 89H18V88H16ZM118 89V88H117ZM124 89V88H123ZM149 89H151V88H149ZM167 89H169V87L168 88H166V90ZM217 89H219V88H217ZM121 90V89H120ZM165 90V91H166ZM29 91V90H28ZM31 91V90H30ZM124 91V90H123ZM143 91H145V90H143ZM143 91H140V92H143ZM161 91V92H160ZM184 91V90H183ZM23 92V91H22ZM74 92V91H73ZM116 92V91H115ZM118 92H120L119 91V89H118ZM125 92V91H124ZM153 92V91H152ZM218 92V91H217ZM28 93V92H27ZM147 93H148V91H147ZM154 93V92H153ZM169 93V92H168ZM188 93V92H187ZM219 93V92H218ZM32 94H35L34 92L32 93ZM81 94V93H80ZM78 95V96H81V95ZM91 94L89 95V97L91 96ZM127 94H129L128 92H127ZM149 94V93H148ZM167 94V93H166ZM170 94H172V92L170 93ZM206 94V93H205ZM19 95H20V93H19ZM23 95V94H22ZM83 95H85V94H83ZM130 95V94H129ZM156 95V94H155ZM220 95V94H219ZM33 96V95H32ZM36 96V95H35ZM34 96V97H35ZM38 96V95H37ZM92 96H94V95H92ZM122 96V95H121ZM150 98H152L153 97V94L152 93H150L149 95H148ZM43 97V96H42ZM126 97V96H125ZM130 97V96H129ZM133 97V96H132ZM131 97V98H132ZM139 97V96H138ZM25 98H26V96H25ZM159 98V97H158ZM169 98V97H168ZM31 99H33V98H31ZM37 99H38V97H37ZM43 99V98H42ZM79 100H80V98H78ZM136 99H138V98H136ZM155 99H156V96H155ZM171 100H172V98H170ZM169 99V100H170ZM29 100H30V98H29ZM28 100V101H29ZM36 100V99H35ZM34 100V102L36 103V101ZM38 100H40V99H38ZM74 100V99H73ZM78 100V101H79ZM125 100V99H124ZM133 100H134V98H133ZM167 100V99H166ZM202 100V99H201ZM23 101H25V100H23ZM65 101V100H64ZM81 101V100H80ZM84 101V100H83ZM84 101V102H85ZM95 101H96V99H95ZM127 101L128 102H130L131 101V99L129 100V99H127ZM127 101H124V103L125 102H127ZM32 103H33V100L31 101ZM30 101L28 102V103H31ZM38 102V101H37ZM40 103H41V101H39ZM96 102H98V101H96ZM100 102V103H101ZM144 102H146L145 100H144ZM171 102V101H170ZM19 103V102H18ZM25 103V102H24ZM66 103V102H65ZM80 103V102H79ZM95 103V102H94ZM99 103V102H98ZM98 103H95V104H98ZM99 103V104H100ZM130 103H132V101L130 102ZM73 104V103H72ZM76 105H77V103H75ZM82 104V103H81ZM86 104V103H85ZM149 104V103H148ZM152 104V103H151ZM154 104V103H153ZM170 104V103H169ZM30 105H32V104H30ZM35 105V104H34ZM155 105H157V104H155ZM171 105V104H170ZM28 106V105H27ZM63 106V105H62ZM70 106V105H69ZM73 106V105H72ZM78 106H80L79 104H78ZM82 106V105H81ZM88 107V105L85 107V109H86V111L88 112L89 110H91L90 108L91 107ZM142 106V107H141ZM192 106V105H191ZM33 107V106H32ZM153 107H154V105H153ZM156 107V106H155ZM163 107V106H162ZM193 107V106H192ZM7 108V107H6ZM34 108V107H33ZM77 108H79V107H77ZM81 109H82V107H81ZM83 109H84V106H83ZM82 109V110H83ZM84 109V110H85ZM163 109V108H162ZM173 109V108H172ZM175 109V108H174ZM189 109V108H188ZM28 110V109H27ZM30 110V109H29ZM72 110H74L75 111V109H72ZM78 110H80V109H78ZM166 110V109H165ZM36 111V110H35ZM73 111V112H74ZM136 111H139V112H142V113H144L145 114V116H146V118L144 119V121L143 122H139V120L137 119V116H135V112ZM157 111V110H156ZM163 111V110H162ZM167 111H168V109H167ZM177 111V110H176ZM175 111V112H176ZM182 111H183V109H182ZM195 111V110H194ZM221 111H223V110H221ZM220 111V112H221ZM38 112V111H37ZM71 112V111H70ZM84 112V111H83ZM91 112V111H90ZM181 112V111H180ZM226 112H227V110H226ZM77 115H78V113H77V111L75 112ZM81 113V112H80ZM84 113H86V112H84ZM96 113H94V115L96 114ZM166 113V112H165ZM173 113V112H172ZM188 113H194L193 111H188ZM87 114V113H86ZM85 114V115H86ZM90 113H88V115H89ZM167 114V113H166ZM175 114V113H174ZM224 114V113H223ZM62 115V114H61ZM71 114H69V116H70ZM74 115V114H73ZM72 115V116H73ZM76 115V116H77ZM84 115V114H83ZM140 115V114H139ZM170 115V114H169ZM173 115V114H172ZM135 116V117H134ZM185 116V115H184ZM183 116V117H184ZM75 117V116H74ZM73 117V118H74ZM79 117H80V115H79ZM84 117V116H83ZM96 116H94V117H92V118H95ZM140 117V116H139ZM170 117V116H169ZM173 117V116H172ZM52 118V117H51ZM85 118H87L86 116H85ZM84 118V119H85ZM91 118V119H92ZM141 118V117H140ZM171 118V117H170ZM176 118H177V116H176ZM178 118H181V117H178ZM185 118H186V116H185ZM69 119V118H68ZM79 119V118H78ZM77 119V120H78ZM90 119V118H89ZM90 119V120H91ZM22 120V119H21ZM34 120V119H33ZM73 120V119H72ZM96 124H97V122H96V120L95 119H92ZM143 120V119H142ZM141 120V121H142ZM171 120H172V118H171ZM173 120H174V117H173ZM179 120V119H178ZM62 121V120H61ZM63 121H64V118H63ZM67 121V120H66ZM81 121V120H80ZM99 122V121H98ZM102 122V121H101ZM23 123V122H22ZM80 124H81V122H79ZM85 123H86V121H85ZM88 124H89V122H87ZM93 123V122H92ZM94 123V124H95ZM21 124V123H20ZM69 124V123H68ZM99 124V123H98ZM97 124V125H98ZM105 124V123H104ZM185 124V123H184ZM30 125V124H29ZM64 125V124H63ZM71 124H69V127H71L70 126ZM84 125V124H83ZM92 125V124H91ZM100 125L101 124H99V127L98 128H100ZM109 125V124H108ZM183 125V124H182ZM85 126V125H84ZM94 126V125H93ZM102 126V125H101ZM180 126V125H179ZM7 127V126H6ZM110 127V126H109ZM109 127H108V129H109ZM42 128V127H41ZM68 128V127H67ZM73 128V127H72ZM79 128V127H78ZM82 129H84V128H82ZM90 129V128H89ZM95 129L97 130V126H95ZM94 129V130H95ZM161 129H160V131H161ZM33 130V129H32ZM69 130V129H68ZM73 130H74V128H73ZM101 130V129H100ZM106 130V129H105ZM136 130V131H137ZM10 131V130H9ZM47 131V130H46ZM69 131H71V130H69ZM85 131H86V129H85ZM103 131V130H102ZM107 131V130H106ZM134 131V130H133ZM133 131H131V132H133ZM40 132V131H39ZM74 132H76V130L74 131ZM100 132V131H99ZM169 132V131H168ZM192 132V131H191ZM58 133V132H57ZM69 133V132H68ZM90 133V132H89ZM91 133H92V130H91ZM89 134V135H92V134ZM93 133H95V131H93ZM106 134L105 135H107V132H105ZM135 133V132H134ZM133 133V135H135ZM16 134V133H15ZM40 134V133H39ZM44 134V133H43ZM42 134V135H43ZM56 134V133H55ZM78 134V133H77ZM137 134V133H136ZM160 134V133H159ZM7 135V134H6ZM37 135V134H36ZM45 135H46V133H45ZM69 135V134H68ZM86 135H87V133H86ZM89 135H88V137H89ZM99 135V134H98ZM102 135V134H101ZM128 135V134H127ZM195 137H196V135L195 134H193ZM192 135V137H194ZM25 136V135H24ZM39 136V135H38ZM37 136V137H38ZM72 135H70V137H71ZM93 136V135H92ZM97 136V135H96ZM96 136H94V137H96ZM138 136V135H137ZM76 137V136H75ZM98 137V136H97ZM103 137V136H102ZM138 137H140V136H138ZM191 137V136H190ZM194 137V138H195ZM91 138H93V137H91ZM108 138V137H107ZM106 138V139H107ZM128 138V137H127ZM131 138V137H130ZM47 139H49V138H47ZM51 139V138H50ZM54 139V138H53ZM60 139V138H59ZM76 139H77V137H76ZM81 139V138H80ZM86 139H89V138H86ZM98 139V138H97ZM110 139V138H109ZM191 139H193V138H191ZM6 140V139H5ZM37 140V139H36ZM52 140V139H51ZM55 140V139H54ZM54 140H53V142H54ZM95 140V139H94ZM45 142H46V140H44ZM69 141V140H68ZM96 141H98V140H96ZM95 141V142H96ZM129 141V140H128ZM2 142V141H1ZM56 142V141H55ZM73 142V141H72ZM87 142V141H86ZM92 142V141H91ZM131 142H133V141H131ZM192 142H194L193 140H192ZM191 142V143H192ZM49 143H50V140H49ZM79 143V142H78ZM78 143H77V145H78ZM110 143V144H111ZM128 143V142H127ZM37 144V143H36ZM40 144H41V142H40ZM52 144V143H51ZM71 144H73V143H71ZM83 144V143H82ZM88 144V143H87ZM97 144H98V142H97ZM103 144V143H102ZM67 145V144H66ZM74 146H76L75 144H73ZM92 145H94L93 143L91 144V146ZM106 145H107V143H106ZM74 146H73V148H74ZM111 146V145H110ZM36 147V146H35ZM37 147H39L38 145H37ZM59 147H61V146H59ZM79 147V146H78ZM131 147V146H130ZM41 148V147H40ZM49 148H50V146H49ZM58 148V147H57ZM70 148V147H69ZM72 148V149H73ZM82 148H84V147H81L80 149L82 150ZM91 149H92V147H90ZM25 149V148H24ZM44 149V148H43ZM80 149H79V151H80ZM96 149V148H95ZM42 149H40L39 150V152H43V150L41 151ZM49 150H51V149H49ZM55 150V149H54ZM59 150V149H58ZM74 150V149H73ZM72 150V151H73ZM76 150H78L77 148H76ZM93 150V149H92ZM2 151V150H1ZM22 151H23V149H22ZM85 151V150H84ZM27 152V151H26ZM46 152V151H45ZM52 152H53V149H52ZM52 152H50V153H52ZM103 152V151H102ZM25 153V152H24ZM84 153V152H83ZM105 153V152H104ZM44 154V153H43ZM54 154V153H53ZM76 154H79V153H77L76 152ZM81 154H82V152H81ZM80 154V155H81ZM84 154H86V153H84ZM41 155H42V153H41ZM52 155V154H51ZM57 155V154H56ZM75 155V154H74ZM58 156V155H57ZM61 156V155H60ZM78 156V155H77ZM84 156V155H83ZM53 157V156H52ZM80 157V156H79ZM100 157V156H99ZM105 157V156H104ZM66 158H67V156H66ZM82 158V157H81ZM89 158V157H88ZM78 159V158H77ZM83 159V158H82ZM82 159H80L81 161H80V163L81 164H83V166L86 164V162L88 161H84V160H82ZM85 159H86V156H85ZM95 159V158H94ZM100 159V158H99ZM104 159V158H103ZM102 159V160H103ZM57 160V159H56ZM55 160V161H56ZM101 160V159H100ZM79 161V160H78ZM104 161V160H103ZM59 162V161H58ZM102 162V161H101ZM100 162V163H101ZM77 163H79V162H77ZM110 164V165H111ZM2 165V164H1ZM101 165V164H100ZM106 167L108 166L107 164H104ZM3 166V165H2ZM19 166V165H18ZM55 166H57V165H55ZM61 166V165H60ZM105 166H97V168L95 169L96 171H97V173H98V177H99V179L100 180H102L103 181V179L104 178H107L108 180H110V181H113V182H115V184H116V179H115V174H114V169H109L110 167H108V168H105ZM41 167H42V165H41ZM53 167V166H52ZM85 167V166H84ZM60 168V167H59ZM21 169V168H20ZM34 169V168H33ZM43 169V168H42ZM37 170V169H36ZM51 170H52V168H51ZM129 170V171H128ZM46 171V170H45ZM36 172V171H35ZM44 172V171H43ZM48 172V171H47ZM60 172V171H59ZM58 172V173H59ZM71 172H72V170H71ZM74 172V171H73ZM84 172V171H83ZM134 172V171H133ZM64 173V172H63ZM27 174V173H26ZM43 174V173H42ZM46 174L47 173H45V176H46ZM60 174H61V172H60ZM59 174V175H60ZM65 174V173H64ZM69 174V173H68ZM73 174V173H72ZM84 174V173H83ZM62 176H64L63 174H61ZM70 175V174H69ZM48 176V175H47ZM79 176V175H78ZM39 177V176H38ZM43 177V176H42ZM61 177V176H60ZM65 177V176H64ZM71 177H73V176H71ZM79 178V177H78ZM199 178V177H198ZM15 179V178H14ZM71 179V178H70ZM81 179V178H80ZM80 179H76V178H74V179H72L71 181H70V187H72V189L74 188V189H76L77 191H80V193L82 194V195H84V196H86V198L87 199H89L88 197L89 196H91V194H96V192L92 189V187H90V186H88V185H86L82 180H80ZM194 179V178H193ZM196 179V178H195ZM40 180V179H39ZM57 180V179H56ZM91 180V179H90ZM89 180V181H90ZM98 180V179H97ZM96 180V181H97ZM99 180V181H100ZM197 180V179H196ZM199 180V179H198ZM5 181V180H4ZM65 181V180H64ZM63 181V182H64ZM106 181V180H105ZM190 181H192V180H190ZM37 182V181H36ZM68 182V181H67ZM193 182H195L194 180H193ZM28 183V182H27ZM43 183V182H42ZM88 183H91L92 184V182H88ZM96 183V182H95ZM98 183V182H97ZM96 183V184H97ZM33 184H35V186H36V183H33ZM106 184V183H105ZM107 184H109V183H107ZM111 184V183H110ZM191 184V183H190ZM195 184H196V182H195ZM64 185V184H63ZM101 185V184H100ZM99 185V186H100ZM12 186V185H11ZM102 186V185H101ZM100 186V187H101ZM109 186V185H108ZM194 186H196V185H194V183H193V188H194ZM40 187V186H39ZM56 187H60V186H56ZM61 187H62V184H61ZM154 187H156V191H157V195L155 196H153L152 198H149L151 201H153V204H155L154 202H156V203H158V202H160V196H159V192H158V185H155ZM192 187V186H191ZM191 187H189V189H188V191H184L183 192V195L184 196H186L187 197V200H181V199H179V195H181L180 193H177V199H178V202L180 203V204H182V205H188L189 204V202H191V200L193 199V198H197V197H199V195H198V193H197V191L195 190V189H193V188H191ZM33 188V187H32ZM52 188V187H51ZM93 188H95V187H93ZM102 188V187H101ZM104 188V187H103ZM55 189V188H54ZM57 189V188H56ZM55 189V190H56ZM66 189V188H65ZM97 189H98V187H97ZM105 189H106V186H105ZM38 190V189H37ZM47 190V189H46ZM48 190L50 191V189L48 188ZM100 190V189H99ZM98 190V191H99ZM33 191V190H32ZM72 191V190H71ZM112 191V190H111ZM27 192V191H26ZM30 192V191H29ZM45 192V191H44ZM60 192V191H59ZM70 192V191H69ZM118 192H122V193H125V192H123V191H120L119 189H118ZM25 193V192H24ZM57 193V192H56ZM55 193V194H56ZM66 193V192H65ZM72 193V192H71ZM73 193H74V191H73ZM30 194V193H29ZM52 194H54V192L53 193H49V195H51L52 196ZM59 194V193H58ZM125 194H127V193H125ZM33 195V194H32ZM37 195V194H36ZM67 195H68V193H67ZM167 195V194H166ZM30 196V195H29ZM39 196V195H38ZM43 196H44V194H43ZM47 196V195H46ZM54 196V195H53ZM52 196V197H53ZM69 196V195H68ZM71 196V195H70ZM73 196V195H72ZM75 196V195H74ZM124 196V195H123ZM95 197V196H94ZM117 197V196H116ZM32 198V197H31ZM43 198V197H42ZM45 198V197H44ZM58 198V197H57ZM75 198H77V197H75ZM96 198V197H95ZM94 198V199H95ZM113 198V197H112ZM123 198H125V197H123ZM26 199V198H25ZM60 199V198H59ZM80 199V198H79ZM103 199V198H102ZM110 199V198H109ZM108 199V200H109ZM116 199V198H115ZM126 199H128V198H126ZM176 199V200H177ZM199 199V198H198ZM36 200V199H35ZM34 200V201H35ZM112 200V199H111ZM130 200V199H129ZM148 200V199H147ZM200 200V199H199ZM252 200V199H251ZM26 201V200H25ZM28 202H29V200H27ZM33 201V202H34ZM89 201V200H88ZM92 201V200H91ZM95 201V200H94ZM198 201V200H197ZM246 201V200H245ZM40 202V201H39ZM38 202V203H39ZM46 202V203H45ZM45 206L44 207H39V208H37L36 210H35V212L36 213H38V215H40V214H42V213H40V212H44L45 210L47 211L48 209H52V210H54L56 213H55V216H54V219H56V221H57V223H59L61 226H59L58 228H61V227H66L67 229H69V234L67 235V236H65V244L67 245V246H72V245H74L75 243H78V241H81V240H83L86 244H88V245H90L91 247L92 246H94V248H97L98 250H100L102 253L101 254H103V256L102 255H100V256H102L103 257V264H105L106 263V261L108 260V256H106L107 255V253H106V251H111V252H113L114 253V255H116L117 254V252H121L122 251V253H120L119 254V256L121 257V258H123V261H124V264H147L144 260H142L138 255H137V252L135 251V248H133V247H131V249H130V251H129V253L128 252H124V249H123V247L125 246V245H128L129 244V241H127V240H125V239H123V238H121V237H117L116 235H115V233H114V231L113 232H111L112 230V228L110 227H108L109 229H110V231H106V232H101V230L99 229V223L97 222V219H96V216L98 217V215H96V216H94L92 213H91V215H89V218H87V220H82L81 222H80V219H79V221H77L76 219H74V216L75 215H73V214H75V212H73L72 211V208L70 207L71 205V203H68L66 200H49V201H46L45 200ZM72 202V201H71ZM85 202V201H84ZM106 202V201H105ZM117 202V201H116ZM135 202V201H134ZM138 202V201H137ZM144 202H146V201H143V204H144ZM150 202V201H149ZM163 202V201H162ZM165 202V201H164ZM19 204H21L20 202H18ZM30 203V202H29ZM90 203V202H89ZM96 203H97V201H96ZM99 203H101V202H99ZM109 203V202H108ZM107 203V204H108ZM120 203V202H119ZM125 203V202H124ZM141 203V202H140ZM78 204V203H77ZM134 204V203H133ZM38 205V204H37ZM81 205V204H80ZM100 205V204H99ZM106 205V204H105ZM113 205V204H112ZM129 205V204H128ZM131 205H132V203H131ZM146 205V204H145ZM162 205V204H161ZM169 205V204H168ZM164 206V207H161V208H163L162 209V215H164L165 217H166V219L167 220H172L173 222H174V220L175 221H180L181 222V217L183 216H179V214H178V212H177V209L175 208V207H173V206ZM36 206V205H35ZM74 206V205H73ZM119 206V205H118ZM150 206V205H149ZM202 206H203V204H202ZM33 207V206H32ZM77 207V206H76ZM85 207V206H84ZM110 207H112V206H110ZM177 207V206H176ZM199 207V206H198ZM206 207V206H205ZM77 208H79V207H77ZM117 208V207H116ZM139 208V207H138ZM178 208V207H177ZM184 208V207H183ZM182 208V209H183ZM74 209V208H73ZM82 209V208H81ZM134 209V208H133ZM185 209H187V207L185 208ZM33 210V209H32ZM80 210V209H79ZM87 210V209H86ZM94 210V209H93ZM97 210V209H96ZM95 210V211H96ZM109 210V209H108ZM136 210V209H135ZM143 210V209H142ZM152 210V209H151ZM16 211V210H15ZM20 211V210H19ZM91 211H92V209H91ZM105 211V210H104ZM103 211V212H104ZM111 211V210H110ZM153 211V210H152ZM194 211H195V209H194ZM29 212V211H28ZM32 212V211H31ZM52 212V211H51ZM90 212V211H89ZM88 212V213H89ZM94 212V211H93ZM97 212V211H96ZM193 212V211H192ZM206 212V211H205ZM212 212V211H211ZM210 212V213H211ZM102 213V212H101ZM100 213V214H101ZM119 213V212H118ZM126 213V212H125ZM180 213V212H179ZM209 213V212H208ZM17 214H18V212H17ZM19 214H21V212L19 213ZM160 214V213H159ZM201 214V213H200ZM214 214V213H213ZM84 215V214H83ZM102 215H103V213H102ZM104 215H106V214H104ZM119 215H122L123 216V214H119ZM142 215V214H141ZM144 215V214H143ZM151 215V214H150ZM158 215V214H157ZM202 215V214H201ZM208 215V214H207ZM35 216H37V215H35ZM45 216V215H44ZM43 215L40 217V222H44L45 220H46V217H44ZM82 216V215H81ZM109 216V215H108ZM140 216V215H139ZM23 217V216H22ZM32 217V216H31ZM79 217V216H78ZM78 217H77V219H78ZM83 217V216H82ZM125 217V216H124ZM133 217V216H132ZM137 216H135L134 215V218H136ZM144 217V216H143ZM202 217V216H201ZM206 217V216H205ZM211 218H212V215L210 216ZM213 217H214V215H213ZM120 218H122L121 216H120ZM119 218V219H120ZM142 218V217H141ZM141 218H139V219H141ZM150 218V217H149ZM160 218V217H159ZM184 218V217H183ZM203 218V217H202ZM19 219H20V217H19ZM22 219V218H21ZM20 219V220H21ZM25 219H26V217H25ZM35 219V218H34ZM100 219V218H99ZM104 219H105V217H104ZM107 219V218H106ZM138 219V218H137ZM151 219V218H150ZM153 219V218H152ZM162 219V218H161ZM207 219V218H206ZM17 220V219H16ZM33 220V219H32ZM51 220H53V219H51ZM112 220V219H111ZM114 220V219H113ZM121 220V219H120ZM123 220V219H122ZM127 220H128V218H127ZM129 220H131L130 218H129ZM135 220V219H134ZM184 220V219H183ZM186 220V219H185ZM194 220V219H193ZM204 220V219H203ZM208 220V219H207ZM212 220V219H211ZM214 220H215V218L213 219V222H214ZM22 221V220H21ZM46 221H48V220H46ZM45 221V222H46ZM103 221V220H102ZM118 220H116V222H117ZM137 221V220H136ZM140 221V220H139ZM142 221H144L143 219H142ZM195 221V220H194ZM209 222H210V219L208 220ZM207 221V222H208ZM39 222V223H40ZM52 222H54V221H52ZM99 222H101L100 220H99ZM135 222V221H134ZM153 222H154V220H153ZM152 222V223H153ZM157 222V221H156ZM217 222V221H216ZM221 222V221H220ZM56 223V224H57ZM102 223V222H101ZM100 223V224H101ZM108 223V222H107ZM113 223H115V221L113 222ZM112 223V224H113ZM120 223V222H119ZM122 223V222H121ZM133 223V222H132ZM138 223V222H137ZM151 223V222H150ZM188 223V222H187ZM52 224V223H51ZM157 224V223H156ZM162 224H164L163 222H162ZM183 224V223H182ZM213 224H216L215 222L213 223ZM213 224L211 225V226H213ZM221 224V223H220ZM44 225V224H43ZM47 224H45L44 226H46ZM53 225V224H52ZM136 225H138V224H136ZM154 225V224H153ZM158 225V224H157ZM184 225V224H183ZM199 225H200V223H199ZM224 225V224H223ZM104 226V225H103ZM112 226V225H111ZM114 226H116V225H114ZM140 226H141V224H140ZM205 226V225H204ZM214 226H216V225H214ZM53 227V226H52ZM137 227V226H136ZM143 227V226H142ZM145 227V226H144ZM183 227V226H182ZM44 228V227H43ZM55 228V227H54ZM107 228V229H108ZM113 228H115V227H113ZM172 228V227H171ZM205 228H207V226L205 227ZM225 228V227H224ZM47 229V228H46ZM138 229H140V228H138ZM144 229V228H143ZM213 228H211V230H212ZM217 229H219V228H217ZM256 229V228H255ZM103 230V229H102ZM117 230L119 231V232H121V233H126V230H124V226L122 225V224H120V225H118L117 226ZM142 230V229H141ZM149 230V229H148ZM155 230V229H154ZM153 230V231H154ZM214 230V229H213ZM48 231V230H47ZM55 231V230H54ZM62 231V230H61ZM117 231V232H118ZM140 231V230H139ZM138 231V232H139ZM145 231V230H144ZM147 231V230H146ZM149 231H151V230H149ZM216 231V230H215ZM247 231V230H246ZM260 231V230H259ZM258 231V232H259ZM134 232V231H133ZM132 232V233H133ZM141 232V231H140ZM156 232V231H155ZM167 232V231H166ZM213 232V231H212ZM263 232V231H262ZM46 233H48V232H46ZM124 233V234H125ZM131 233V232H130ZM142 233V232H141ZM150 233V232H149ZM149 233H148V235H149ZM241 233V232H240ZM49 234V233H48ZM134 234V233H133ZM138 234V233H137ZM170 234V233H169ZM218 234V233H217ZM238 234H239V232H238ZM237 234V235H238ZM256 234H257V232H256ZM44 235V234H43ZM54 235V234H53ZM134 235H136V233L134 234ZM241 235H242V233H241ZM245 235V234H244ZM120 236H123V235H120ZM125 236V235H124ZM131 235H129V237H130ZM133 236V235H132ZM138 236V235H137ZM150 236H152V235H150ZM187 236V235H186ZM211 236V235H210ZM239 236V235H238ZM243 236V235H242ZM260 236V235H259ZM43 237V236H42ZM58 237V236H57ZM60 237V236H59ZM211 237H213V236H211ZM248 237V236H247ZM134 238V237H133ZM164 238V237H163ZM172 238H176V236L174 235V234H172ZM172 238L170 239V238H167V239H165V240H162L157 246L155 245L153 248H152V255L153 256H155V255H163L161 258H162V260H163V258H164V256L166 255V246L167 245H170V244H172L171 242H172ZM184 238V237H183ZM243 238V237H242ZM259 238V237H258ZM57 239H59V238H57ZM142 239V238H141ZM193 239V238H192ZM213 239L214 240H216V238L215 237H213ZM224 239H226V240H229V242H232L233 240H230V238L228 237H226V236H221V237H219L218 238V240H224ZM45 240V239H44ZM64 240V239H63ZM187 240V239H186ZM186 240H185V243H187L186 242ZM259 240H261V239H259ZM258 240V241H259ZM155 241V240H154ZM236 242H235V244H236V248H242L243 247V243H244V239H240L239 238V240L237 239V240H235ZM247 241H249V240H247ZM255 241V240H254ZM153 242V241H152ZM260 242V241H259ZM61 243V242H60ZM135 243V242H134ZM233 243V242H232ZM256 243V242H255ZM49 244V243H48ZM155 244H157V243H155ZM191 244V243H190ZM257 244H258V242H257ZM54 245V244H53ZM132 245V244H131ZM134 245V244H133ZM141 245V244H140ZM258 246V245H257ZM63 247V246H62ZM87 247V246H86ZM90 247V248H91ZM149 247V246H148ZM232 247H234V246H232ZM232 247L230 248V250L232 249ZM125 248V247H124ZM235 248V247H234ZM258 248V247H257ZM60 249H62L61 247L59 248V250ZM70 249V248H69ZM188 249V248H187ZM229 249V248H228ZM77 250H79V249H77ZM139 250H141V249H139ZM149 250H150V248H149ZM239 250V249H238ZM247 250V249H246ZM245 250V251H246ZM73 251H74V249H73ZM147 251V250H146ZM233 251H234V249H233ZM236 251V250H235ZM241 251H243V250H241ZM263 251V250H262ZM90 252H91V250H90ZM93 252V251H92ZM99 252V251H98ZM98 252H97V254H98ZM171 252H173V251H171ZM244 252V251H243ZM70 253V252H69ZM74 253V252H73ZM73 253H71V254H73ZM85 253V252H84ZM94 253V252H93ZM105 253H106V255H105ZM232 253H234V252H232ZM242 253V252H241ZM247 253V255H249L250 254V251H248V252H246ZM253 253H255V252H253ZM256 253H257V251H256ZM87 254V253H86ZM96 254V255H97ZM165 254V255H164ZM168 254V253H167ZM170 254V253H169ZM172 254V253H171ZM171 254H170V258H171ZM175 254V253H174ZM177 254V253H176ZM264 254V253H263ZM68 255H70V254H67V256ZM143 255H145V254H143ZM66 256V257H67ZM73 256V255H72ZM91 256V255H90ZM98 256V255H97ZM111 256H113V255H111ZM175 256V255H174ZM180 256H181V254H180ZM195 256V255H194ZM87 257V256H86ZM92 257V256H91ZM159 257V256H158ZM166 257V256H165ZM169 257V256H168ZM182 258H183V256H181ZM252 257H255V256H252ZM145 258V257H144ZM173 258V257H172ZM171 258V259H172ZM182 258H180V260L182 261ZM262 258V257H261ZM65 259V258H64ZM87 259V258H86ZM98 259V258H97ZM165 259V258H164ZM198 259V258H197ZM72 260H73V258H72ZM99 260V259H98ZM169 260V259H168ZM174 260V259H173ZM177 260V259H176ZM231 260V259H230ZM262 260V259H261ZM97 261V260H96ZM100 261H101V259H100ZM184 261V260H183ZM195 261V260H194ZM63 262V261H62ZM154 262V261H153ZM167 262V261H166ZM177 262V261H176ZM185 262H187V261H184V263ZM81 263V262H80ZM99 263H101V262H99ZM178 263V262H177ZM183 263V264H184ZM262 263V262H261ZM161 264H168V263H164L163 261H162V263ZM186 264V263H185ZM227 264V263H226ZM260 264V263H259ZM263 264V263H262Z\"/></svg>", "mask_w": 264, "mask_h": 264}]
</instances>
